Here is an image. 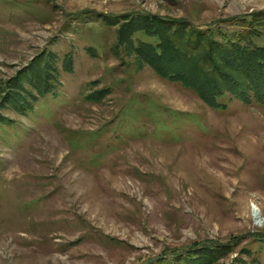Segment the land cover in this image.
I'll list each match as a JSON object with an SVG mask.
<instances>
[{"label": "rangeland", "instance_id": "1", "mask_svg": "<svg viewBox=\"0 0 264 264\" xmlns=\"http://www.w3.org/2000/svg\"><path fill=\"white\" fill-rule=\"evenodd\" d=\"M254 47L264 0H0V264H264Z\"/></svg>", "mask_w": 264, "mask_h": 264}, {"label": "trees", "instance_id": "2", "mask_svg": "<svg viewBox=\"0 0 264 264\" xmlns=\"http://www.w3.org/2000/svg\"><path fill=\"white\" fill-rule=\"evenodd\" d=\"M261 50L262 49L260 47H254V49H249L247 51V54H246V56H249V57H246V58L247 59H251L253 57H256L255 58L257 60L256 62H258V64L261 67H264V59L258 57L260 55V52H262ZM244 56H245V54L243 55V54L240 53L239 56H237V59L244 61V60H246V59H244ZM246 66L249 67L250 65L248 64ZM247 78L249 79L250 82H252V86L251 87L253 89V92L255 94V97L258 99V101L264 102V88H263V90L260 89L262 87L261 84H260V82L256 78H254L253 76H251V75H248ZM212 90H214V91H212L211 93H209V95H207V97H206V98H208L209 103H211V105L215 104V102H216L215 101V97H216L215 87Z\"/></svg>", "mask_w": 264, "mask_h": 264}]
</instances>
